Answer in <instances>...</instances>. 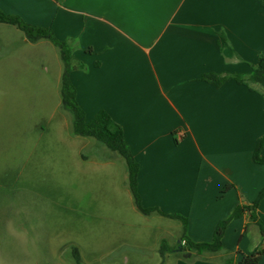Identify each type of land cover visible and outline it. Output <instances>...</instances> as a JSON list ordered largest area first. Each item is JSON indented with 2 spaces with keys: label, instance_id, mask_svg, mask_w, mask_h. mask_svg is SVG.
<instances>
[{
  "label": "crops",
  "instance_id": "crops-1",
  "mask_svg": "<svg viewBox=\"0 0 264 264\" xmlns=\"http://www.w3.org/2000/svg\"><path fill=\"white\" fill-rule=\"evenodd\" d=\"M0 10L70 41L74 63L85 66L70 75L77 101L87 120L106 111L122 127L139 163L144 208L186 218L188 237L208 243L221 221L257 200L264 189V164L254 159L264 137V83L252 90L202 77L252 72L264 53L262 0H0ZM19 42L42 40L31 43L22 32ZM259 223L264 199L227 226L223 243L234 264L258 251L264 264Z\"/></svg>",
  "mask_w": 264,
  "mask_h": 264
},
{
  "label": "rangeland",
  "instance_id": "rangeland-1",
  "mask_svg": "<svg viewBox=\"0 0 264 264\" xmlns=\"http://www.w3.org/2000/svg\"><path fill=\"white\" fill-rule=\"evenodd\" d=\"M21 37L0 28V264H174L183 225L137 209L124 159L73 133L59 48Z\"/></svg>",
  "mask_w": 264,
  "mask_h": 264
},
{
  "label": "trees",
  "instance_id": "trees-1",
  "mask_svg": "<svg viewBox=\"0 0 264 264\" xmlns=\"http://www.w3.org/2000/svg\"><path fill=\"white\" fill-rule=\"evenodd\" d=\"M262 2L264 6V0H262ZM0 23H5L20 29L24 32L28 41L31 43H37L38 41L45 39L49 40L59 48L61 58L64 62V72L61 81L62 107L71 114L74 135L95 140V148L99 154L101 151L109 153L107 156L101 157L103 160H111L115 156H119L124 159L128 171L127 185L131 190L136 207L141 213L144 215L156 213L180 220L182 222L183 233L180 244L177 246V248H181L182 251H176L174 247L169 246L165 241H163L160 253L163 256L166 254L172 255L175 259L183 258L186 261L203 260L220 262L222 264H234L235 254L228 250L223 243L225 231L232 220L241 217L246 211L253 213L256 210L260 202L264 199V189L251 206L237 207V209H235V211L227 219L219 223L212 242L199 243L191 240L187 234L186 218L178 215H166L159 208L143 207L141 197L138 193V175L140 170L139 163L136 161L130 148L125 142L122 127L117 124L106 111H100L93 119L87 120L85 111L81 108L77 101V92L70 79V75L73 70L78 68L84 69L85 66L82 64L76 65L74 63V48L70 41H60L56 38L51 28H43L28 24L21 18L14 15H8L2 10H0ZM221 37L223 41L226 42V38L223 34H221ZM202 78L215 86H221L228 80H235L239 84H244L254 90L257 85L264 83V53L260 55L257 64L254 66L249 75H219L210 73L204 75ZM263 147L264 137L258 140L257 147L254 152V159L260 164H264V156L261 154ZM259 225L264 235V224L259 223ZM188 254H191V256H188ZM262 256L263 251H258L247 257L244 264H259ZM75 259L77 264H80L78 250H75Z\"/></svg>",
  "mask_w": 264,
  "mask_h": 264
},
{
  "label": "water",
  "instance_id": "water-1",
  "mask_svg": "<svg viewBox=\"0 0 264 264\" xmlns=\"http://www.w3.org/2000/svg\"><path fill=\"white\" fill-rule=\"evenodd\" d=\"M180 243V242H179ZM178 251H182V249L180 248ZM188 256H191V254H188Z\"/></svg>",
  "mask_w": 264,
  "mask_h": 264
},
{
  "label": "built area",
  "instance_id": "built-area-1",
  "mask_svg": "<svg viewBox=\"0 0 264 264\" xmlns=\"http://www.w3.org/2000/svg\"><path fill=\"white\" fill-rule=\"evenodd\" d=\"M184 244V243H183Z\"/></svg>",
  "mask_w": 264,
  "mask_h": 264
}]
</instances>
